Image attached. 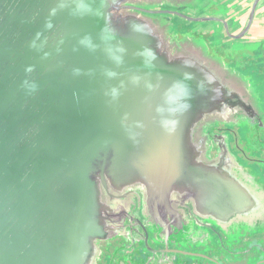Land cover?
Segmentation results:
<instances>
[{
    "label": "water",
    "instance_id": "1",
    "mask_svg": "<svg viewBox=\"0 0 264 264\" xmlns=\"http://www.w3.org/2000/svg\"><path fill=\"white\" fill-rule=\"evenodd\" d=\"M133 1L0 0V264H95L121 222L114 192L137 185L153 209L178 194L218 222L258 211L228 153L207 162L198 136L251 111L236 79L173 54L126 10L163 12Z\"/></svg>",
    "mask_w": 264,
    "mask_h": 264
},
{
    "label": "flooded vegetation",
    "instance_id": "2",
    "mask_svg": "<svg viewBox=\"0 0 264 264\" xmlns=\"http://www.w3.org/2000/svg\"><path fill=\"white\" fill-rule=\"evenodd\" d=\"M212 1L141 0L125 5L163 12L151 14L126 10L150 19L173 54L195 53L226 76L236 79L251 111L238 109L232 114L235 121L230 123L219 125L216 123L224 122L212 120L199 130L198 136L206 142L202 147L207 162L228 153L235 174L250 187L260 207L257 212L247 213L248 216L243 214L227 222H218L199 214L195 202L187 195L174 194L170 206L158 201L160 208L153 209L148 206L147 190L141 185L114 192L119 198L116 199V210L122 214L121 222H118V232L112 239L97 242L99 255L95 264H264V257H261L264 256V42L262 48L251 50L229 47V52L238 54L233 58L216 51L213 38L219 29H187V22L193 24V19L198 18H190L184 8L197 6L217 11L218 14L210 17L221 19L225 29L226 26L228 30L232 26L236 31L242 28L232 37L239 39L236 37L246 29L249 16L243 23L238 15L230 13L231 6ZM178 19L181 22H177ZM205 22L221 24L216 19ZM251 27L242 38L249 36ZM229 40L221 38L224 45H229ZM250 41L255 42L253 38ZM230 124L234 126L225 127ZM236 131L241 135L242 144ZM230 239V245L225 246ZM216 240L221 248L216 247Z\"/></svg>",
    "mask_w": 264,
    "mask_h": 264
},
{
    "label": "rangeland",
    "instance_id": "3",
    "mask_svg": "<svg viewBox=\"0 0 264 264\" xmlns=\"http://www.w3.org/2000/svg\"><path fill=\"white\" fill-rule=\"evenodd\" d=\"M193 1H195V3H197V2H199V1H201V0H193ZM219 0H213L212 2H218ZM196 5H198V4H196ZM210 4H208L207 6H209ZM188 8V9H187ZM187 8H184V13H186L187 15H189L190 16V18H198V19H200V20H204V19H210L211 17H210V15H216V14H218V12L217 11H215V10H204V9H202V8H198L197 6H191V7H187ZM230 9L232 10L233 8H231L230 7ZM209 17V18H208ZM211 19H216V20H219V22L221 23V24H218V22H216V23H213V22H205V21H201V22H195V23H189V22H187L189 25L186 27L187 29H192V28H197V27H199V28H202V29H206V30H211V28H213V29H219V31L218 32H216V34H215V37L213 38V40H214V42H215V47L218 49V50H216V51H218V52H220V53H223V54H225V55H228L229 54V57H233V58H235L238 54H233L231 51L232 50H230V52H229V47H231V49H234V50H238V49H246V50H248V49H250L251 50V48L252 49H255V48H262L263 46H262V44H263V42H264V40L262 39V43H258V42H252V41H250V37L249 36H251L252 37V31L250 32V34H249V36L248 35H246L244 38H241L240 40L238 39V40H233V36H235L237 33H238V31L240 30V29H238L237 31L236 30H234V26H232V24H231V26L232 27H230L229 28V30H226L225 28H224V24H222V20L221 19H219V18H216V17H213V18H211ZM245 21V20H244ZM177 22H181V20L180 19H178L177 20ZM225 22V21H224ZM226 23V22H225ZM244 23V22H243ZM228 24V23H227ZM182 27H184V25L183 24H180ZM243 26V25H242ZM241 26V27H242ZM254 28V27H253ZM222 37H224L225 39H230L229 40V42H231L232 44H234V45H231V43L229 44V45H224L223 44V42L221 41V38ZM232 38V39H231ZM250 44V45H249ZM217 45H220V46H217ZM259 49H257V51H258ZM258 52H260V51H258ZM216 124H219V125H221V124H225V123H216ZM238 124H240V123H238ZM237 124V125H238ZM237 125H235V128H236V126ZM232 126H234V125H232V124H230L229 126L228 125H225V127H232ZM237 129V128H236ZM245 129H247V128H245ZM244 129V130H245ZM247 131V130H246ZM236 133L238 134V136H239V139H240V144H242V139H241V135H240V133L238 132V131H236ZM231 134V133H230ZM232 136V135H231ZM246 146V145H245ZM248 155H250V154H248ZM256 236L257 235H259V232L258 233H256L255 234ZM232 242V240L230 239V240H228V242H225V246H229L230 245V243ZM261 244V243H260ZM262 245V244H261ZM216 247H220L221 248V244L219 245V242H218V240H216ZM205 248V247H204ZM261 257H264V256H261Z\"/></svg>",
    "mask_w": 264,
    "mask_h": 264
},
{
    "label": "crops",
    "instance_id": "4",
    "mask_svg": "<svg viewBox=\"0 0 264 264\" xmlns=\"http://www.w3.org/2000/svg\"><path fill=\"white\" fill-rule=\"evenodd\" d=\"M225 6H231L233 8L230 10V13L236 14L239 16V21L246 22L248 16H250V11L255 0H219ZM236 7V8H235ZM237 10V13L235 12ZM245 20V21H244ZM253 25L250 32L255 41L264 40V0L260 1L256 9V13L253 20ZM254 27V28H253ZM242 28L238 32L241 31ZM250 34V33H249ZM263 46V45H262Z\"/></svg>",
    "mask_w": 264,
    "mask_h": 264
}]
</instances>
